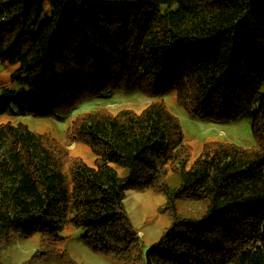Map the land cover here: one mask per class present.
<instances>
[{
    "label": "trees",
    "instance_id": "trees-1",
    "mask_svg": "<svg viewBox=\"0 0 264 264\" xmlns=\"http://www.w3.org/2000/svg\"><path fill=\"white\" fill-rule=\"evenodd\" d=\"M0 63L16 66L6 96L21 114L68 113L116 90L173 94L194 117L248 116L256 142L210 143L190 164L162 104L97 110L71 128L88 166L23 123L1 124L0 249L74 227L124 264H264V0H0ZM131 189L163 195L171 221L144 253L123 206ZM178 200L203 211L179 213Z\"/></svg>",
    "mask_w": 264,
    "mask_h": 264
},
{
    "label": "rangeland",
    "instance_id": "rangeland-1",
    "mask_svg": "<svg viewBox=\"0 0 264 264\" xmlns=\"http://www.w3.org/2000/svg\"><path fill=\"white\" fill-rule=\"evenodd\" d=\"M16 66L0 63V125L5 123H23L35 134L46 136L64 149L61 155L70 163L79 159L88 166H94L95 157L83 143L73 139L72 125L79 115L97 110L116 114L121 110L140 113L151 103L162 104L168 112L177 118L188 146L193 163L203 148L210 143L232 144L243 149H253L256 142L251 131V119L241 116L231 121H213L188 115L180 106L175 95L149 98L138 90L114 92L99 95L82 101L68 113H58L52 117L21 114L13 106V96L6 93L16 90L10 82V76ZM18 90V88H17ZM67 165V164H66ZM121 173V169H118ZM168 181L176 185V177L169 172ZM165 198L153 190H127L123 202L128 219L137 232L139 246L143 253L153 247L171 225L168 214L164 212ZM179 213L197 216L203 211V205L178 200ZM58 238L49 240L41 234L30 237L15 236L7 246L0 249V264H124L112 257L91 251L82 241L83 230L64 228Z\"/></svg>",
    "mask_w": 264,
    "mask_h": 264
}]
</instances>
